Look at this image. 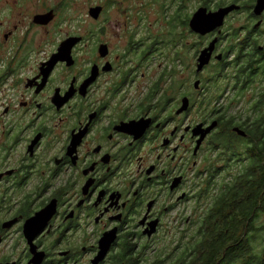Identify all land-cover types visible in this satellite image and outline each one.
I'll return each mask as SVG.
<instances>
[{
  "label": "flooded vegetation",
  "instance_id": "flooded-vegetation-1",
  "mask_svg": "<svg viewBox=\"0 0 264 264\" xmlns=\"http://www.w3.org/2000/svg\"><path fill=\"white\" fill-rule=\"evenodd\" d=\"M259 3L102 0L90 7H102L98 18L89 13L83 32L63 37L55 6L24 29L23 21L2 25L0 264H93L109 234L116 238L102 264H139L154 243L207 235L224 184L256 155ZM232 7L222 28L194 29L204 9ZM51 12L50 22H36ZM71 38L80 41L70 58L60 49Z\"/></svg>",
  "mask_w": 264,
  "mask_h": 264
},
{
  "label": "trees",
  "instance_id": "trees-1",
  "mask_svg": "<svg viewBox=\"0 0 264 264\" xmlns=\"http://www.w3.org/2000/svg\"><path fill=\"white\" fill-rule=\"evenodd\" d=\"M254 109L251 153L256 155L234 182L224 184L219 208L207 218V235L199 242L173 243L153 254L146 251L138 258L139 264H217L225 256L235 263L260 264L264 255L259 252V243L264 246V101L257 102ZM232 243L241 245L233 248Z\"/></svg>",
  "mask_w": 264,
  "mask_h": 264
},
{
  "label": "rangeland",
  "instance_id": "rangeland-1",
  "mask_svg": "<svg viewBox=\"0 0 264 264\" xmlns=\"http://www.w3.org/2000/svg\"><path fill=\"white\" fill-rule=\"evenodd\" d=\"M102 0H0V40L2 42L5 26L16 21H23L24 26L33 14L41 13L46 7L55 6L59 13V18L56 21L57 30L60 32V37L67 31L83 32L90 13V7L97 5ZM32 19V18H31ZM5 25L4 27L2 25ZM176 240V239H175ZM158 244L154 243L155 249H162L173 244ZM177 241V240H176ZM154 250V249H153ZM152 252V251H151ZM152 254V253H150Z\"/></svg>",
  "mask_w": 264,
  "mask_h": 264
},
{
  "label": "water",
  "instance_id": "water-1",
  "mask_svg": "<svg viewBox=\"0 0 264 264\" xmlns=\"http://www.w3.org/2000/svg\"><path fill=\"white\" fill-rule=\"evenodd\" d=\"M234 8H228L221 10L220 12H214L211 14H208L207 10H203L201 14H198L197 17L194 19L192 22V25L194 29H196L197 32L202 33L203 35H207L219 28H222L225 25L226 17L233 11ZM264 10V0H260L259 6H258V11L262 12ZM90 13L94 15L96 18L102 13V7H93L90 10ZM54 17L53 12L47 15H40L37 16V21L38 23L41 24H47L50 22ZM80 39L77 38H71L67 41H65L61 45L60 53L68 56L71 58L72 54V49L76 44H78ZM215 44L216 41H214L211 46L203 51V54L200 58V71L204 70L206 66H208L213 57V53L215 51ZM34 224L31 222L27 233L30 238V242H33L34 236L32 235L33 232L36 231L35 228H33ZM157 229H155L151 234L156 232ZM37 232V231H36ZM39 232V229H38ZM115 236L114 235H107L102 241H101V251L97 258L94 260L93 264H102L108 257L111 248L113 246V243L115 242ZM37 259L34 260V263H37Z\"/></svg>",
  "mask_w": 264,
  "mask_h": 264
}]
</instances>
